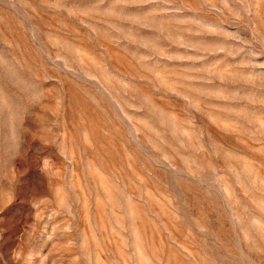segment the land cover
<instances>
[{"label":"rangeland","instance_id":"rangeland-1","mask_svg":"<svg viewBox=\"0 0 264 264\" xmlns=\"http://www.w3.org/2000/svg\"><path fill=\"white\" fill-rule=\"evenodd\" d=\"M0 264H264V0H0Z\"/></svg>","mask_w":264,"mask_h":264}]
</instances>
